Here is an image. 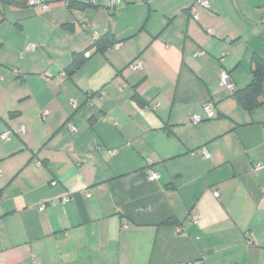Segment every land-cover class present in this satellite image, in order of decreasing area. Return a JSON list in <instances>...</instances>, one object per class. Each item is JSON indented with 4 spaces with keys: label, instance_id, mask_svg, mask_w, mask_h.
<instances>
[{
    "label": "crops",
    "instance_id": "crops-1",
    "mask_svg": "<svg viewBox=\"0 0 264 264\" xmlns=\"http://www.w3.org/2000/svg\"><path fill=\"white\" fill-rule=\"evenodd\" d=\"M74 1L0 0V264H264V0Z\"/></svg>",
    "mask_w": 264,
    "mask_h": 264
},
{
    "label": "trees",
    "instance_id": "trees-1",
    "mask_svg": "<svg viewBox=\"0 0 264 264\" xmlns=\"http://www.w3.org/2000/svg\"><path fill=\"white\" fill-rule=\"evenodd\" d=\"M10 2H15L22 4L23 0H7ZM55 0H44V2H51ZM67 5L71 7H75L76 3L74 0L67 1ZM117 42L115 41L114 37L109 34L105 33L99 38H95L92 40V46L95 47L96 51L104 50L105 48L112 47ZM89 52V51H88ZM90 54V52H89ZM84 55V54H83ZM254 64H253V72H252V80L251 82L243 89L234 90V93L242 105L246 108H251L258 103V97L261 95V84L264 82V59L254 56ZM81 62V59L73 60L69 66L70 70H74Z\"/></svg>",
    "mask_w": 264,
    "mask_h": 264
},
{
    "label": "built area",
    "instance_id": "built-area-1",
    "mask_svg": "<svg viewBox=\"0 0 264 264\" xmlns=\"http://www.w3.org/2000/svg\"><path fill=\"white\" fill-rule=\"evenodd\" d=\"M64 1L67 3V1H69V0H64ZM28 2L30 4H38V5H41L43 8H46L48 6V4H49L48 2L47 3L44 2V0H28ZM197 2L199 4H201V5H206V1L205 0H197ZM113 5H115V1L114 0H112L110 2V6H113ZM189 10H190V13L192 15H195L196 14V11H195V8L194 7H191ZM25 49L26 50H32V49H34V45L33 44H28V45L25 46ZM88 55H89V52L88 51L84 52V56H88ZM141 66H142V62H141L140 59H136V60H134L130 64V68L132 70L138 69ZM220 81L222 82V85H224L229 92H232L233 91V84L230 82V80H229V78H228V76H227L226 73H224V74L221 75ZM72 103L74 104L75 103V100H72ZM203 110H204V113L206 114V116L207 117H210L212 115V113H213V103L210 100L204 102L203 103ZM198 119L199 118L197 116H192V121L193 122H197ZM19 129H20V131L24 132V128L23 127H20ZM10 133L11 132L9 130H5V131H3V132L0 133V138H2V139L7 138L10 135ZM256 167L259 168V165H256ZM148 177L151 180L152 179H155L156 174L154 172L149 171L148 172ZM215 195H218V193L215 192ZM192 218L194 220L196 219L195 216H193Z\"/></svg>",
    "mask_w": 264,
    "mask_h": 264
}]
</instances>
